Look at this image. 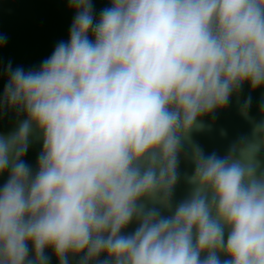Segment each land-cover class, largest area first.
<instances>
[{"label":"clouds","instance_id":"clouds-1","mask_svg":"<svg viewBox=\"0 0 264 264\" xmlns=\"http://www.w3.org/2000/svg\"><path fill=\"white\" fill-rule=\"evenodd\" d=\"M107 3L67 0L68 40L4 70L0 114L24 118L0 134V264H264V103L223 155L192 139L264 87V0Z\"/></svg>","mask_w":264,"mask_h":264},{"label":"water","instance_id":"water-1","mask_svg":"<svg viewBox=\"0 0 264 264\" xmlns=\"http://www.w3.org/2000/svg\"><path fill=\"white\" fill-rule=\"evenodd\" d=\"M94 15L98 18L100 11L109 7L107 0H92ZM74 17L67 0H0V35L7 37V42L0 47V94L3 92L7 76L5 69L11 63L13 69L22 67L25 71L39 68L41 62L48 58L60 41H67L69 28ZM251 96L249 115L259 120L260 105L264 103V87L255 91L245 84L237 97L233 96L229 106L215 114V119L205 117V124L211 128L203 132H193L192 139L206 153L213 151L223 155L228 145L241 135L250 132L251 125L239 113V106ZM24 117L17 116L15 111L5 110L0 114V134L7 135L15 130L18 121ZM226 136L221 135V131ZM41 143L33 138L29 150L24 157L25 162L33 169L36 167ZM181 180L176 186L174 201L179 202L188 192V185L183 179L184 173L191 174L190 163L181 160ZM7 180V173L0 176V186ZM135 225H130L127 231H132ZM51 264H58L55 256L49 251ZM71 264H75L72 261Z\"/></svg>","mask_w":264,"mask_h":264}]
</instances>
